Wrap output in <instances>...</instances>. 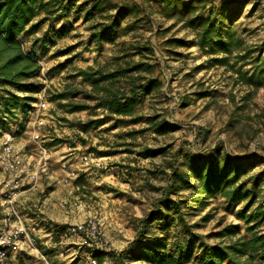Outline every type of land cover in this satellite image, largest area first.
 <instances>
[{
    "label": "rangeland",
    "instance_id": "374dc122",
    "mask_svg": "<svg viewBox=\"0 0 264 264\" xmlns=\"http://www.w3.org/2000/svg\"><path fill=\"white\" fill-rule=\"evenodd\" d=\"M55 4L50 14L36 18L35 23L44 19L36 34L20 37L25 53L41 67L40 74L26 84L41 91L24 93L17 86L0 83V104L12 94L34 98L31 113L36 114V104L47 103L40 140L51 160L58 159L46 173L37 175L35 186L23 187L9 205L3 185L6 175L0 168V247L4 235L13 233L20 223L28 232L19 247L8 250L7 264H91L94 253L105 256L104 264H114L110 254L121 253L136 239L141 220L164 197L172 173L188 175L191 159L217 150L251 167L242 182L247 191L258 194L252 210L258 205L264 208V0H203L197 5L200 13L216 21L220 36L234 35L241 43L227 57L229 64L222 65L198 46L193 30L162 16V0H78L70 15L63 17L59 15L65 13ZM79 6L82 11L76 17ZM91 8L95 9L87 16ZM119 8L125 15L112 41L98 43L92 36L102 26H110ZM64 26L67 35L55 38ZM140 61L152 66L140 73L144 84L154 81L152 92L133 117L119 122L98 107L96 94L79 73L89 68L108 72ZM60 94L65 97L56 99ZM10 102L11 113L6 117L0 113V143L11 134L34 170L40 156L31 139L35 117L31 113L24 117L22 102L17 107ZM72 104H86L87 109L72 113ZM97 120L103 121L101 126L85 130V125ZM146 150L156 153L140 155ZM84 154L101 158L103 167L86 171L81 161ZM257 175L262 177L254 189ZM80 176L85 183L76 186ZM189 180L190 187L170 194L181 202L183 222L178 215L173 217L169 247L194 234L200 238L195 251L199 259V244L228 242L217 234L230 224L239 225L241 235L248 237L244 221L237 216L245 203L231 206L221 196L204 199L202 184ZM88 218L98 221L102 245L69 233ZM257 230L264 234V218ZM150 235L163 236L157 227ZM29 238L35 248L28 244ZM125 264L148 263L128 256Z\"/></svg>",
    "mask_w": 264,
    "mask_h": 264
},
{
    "label": "trees",
    "instance_id": "16d2710c",
    "mask_svg": "<svg viewBox=\"0 0 264 264\" xmlns=\"http://www.w3.org/2000/svg\"><path fill=\"white\" fill-rule=\"evenodd\" d=\"M54 1L57 2L55 5L60 7L62 13H65L59 15L63 17L70 15L78 0H68L67 4L64 0H48L47 2L46 0H0V83L17 86L24 93L41 91L39 86L26 84L40 74L41 67L33 56L25 53L20 37L37 33L44 19L35 23L36 18L42 13L50 14V7ZM202 3L203 0H193L188 4L183 0H162L161 14L164 18L176 20L185 28L193 30L197 35L198 46L207 55L213 57L212 61L216 64H229L227 57L233 56L241 43L234 35L226 38L219 35L216 21L211 16L200 13L197 5ZM94 7L97 8V5ZM135 7L137 11L139 6ZM92 9L87 10V16L92 15ZM81 11L82 6L77 7L76 17ZM124 15V9L119 8L110 26H102L92 38L100 44L112 41L114 30L120 25ZM67 32L64 26L54 34L55 38L61 39L67 35ZM151 67L150 64L140 61L128 63L125 67L120 66L108 72L89 68L81 71L79 76L84 83L91 86L92 92L96 94L94 99L98 101V107L108 110L121 122L124 118L133 117L144 98L151 94L154 81L148 80L144 84L142 82L144 78L140 76L141 72ZM124 79L127 80V86L122 83ZM246 81L253 83L252 79ZM64 97L60 94L56 96V99ZM8 99L0 104V113L3 117L11 113L10 100L16 102L15 107L22 102L24 117H27L33 110L34 98H19L12 94ZM86 109V104H72L70 112L76 113ZM2 121H5L4 118ZM102 122V120L90 122L85 125V130H88L91 125L101 126ZM21 129L24 130L25 126H21ZM159 129L162 131V128L159 127ZM155 153L156 150H146L140 155L151 157ZM251 170V167L242 165L224 155L220 150L211 155L191 159L188 175L177 171L172 173L171 183L164 197L158 201L155 209L141 220L136 239L121 253L110 254L114 264H125L128 256L134 262L148 264H189L194 260L202 264H264V234L257 230L264 218V208L258 205L252 210L256 205L258 194L255 190L247 191L242 182ZM261 177L262 175L255 177L254 189ZM190 178L202 184L201 194L204 199L221 196L231 206L245 203L237 216L239 220L244 221L248 237L241 235L239 225L230 224L217 234L221 239H228V242L214 246L199 244L202 253L199 259L195 258V251L196 239L200 238L194 234L190 233L189 239L184 242L176 241L174 247L168 246V232L176 222L173 217L178 215L179 220L183 222L181 202L173 200L170 194L190 187L192 185ZM83 181V176H80L75 182L76 186H81L85 183ZM156 227L160 229L163 236H148L149 232ZM93 258L99 264H104V255L94 253Z\"/></svg>",
    "mask_w": 264,
    "mask_h": 264
},
{
    "label": "built area",
    "instance_id": "2783aa9c",
    "mask_svg": "<svg viewBox=\"0 0 264 264\" xmlns=\"http://www.w3.org/2000/svg\"><path fill=\"white\" fill-rule=\"evenodd\" d=\"M46 109L47 103L42 101L36 104V114L30 112L35 117L32 123L33 132L31 139L37 145L40 155L34 170L31 169L30 160L26 159L25 155L17 149L14 143V137L11 134H6L0 143V168L6 175L3 185L5 190L8 191L5 199V203L8 205L13 204L18 199L23 187L28 185L35 186L37 175L46 173L49 169L51 163L50 152L42 145L39 132L45 126L42 112ZM81 161L86 171L94 168L101 169L103 167L102 159L92 154H84ZM62 168L66 171V162ZM68 177H76V173H68ZM69 233L71 235H84L90 241L98 244V246L99 244L102 245V243H99L101 240L99 223L95 218H88L85 222L72 226ZM24 235L28 236V232L23 223H20L13 233L4 235L2 246L0 247V264H7L8 250L19 247L21 238ZM27 242L31 247L35 248L36 243L34 240L29 238ZM91 264L99 263L96 259H93L91 260Z\"/></svg>",
    "mask_w": 264,
    "mask_h": 264
},
{
    "label": "crops",
    "instance_id": "0c3cea01",
    "mask_svg": "<svg viewBox=\"0 0 264 264\" xmlns=\"http://www.w3.org/2000/svg\"><path fill=\"white\" fill-rule=\"evenodd\" d=\"M56 159L57 158H52V160H51V163L53 164L55 161H56ZM58 160V159H57ZM52 164H50V165H52ZM64 174H65V172H63ZM138 231H139V228H138V230H137V232H136V235L138 234Z\"/></svg>",
    "mask_w": 264,
    "mask_h": 264
}]
</instances>
